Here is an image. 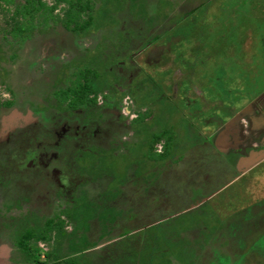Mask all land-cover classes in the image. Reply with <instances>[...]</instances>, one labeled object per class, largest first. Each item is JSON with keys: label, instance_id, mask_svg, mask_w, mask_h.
<instances>
[{"label": "flooded vegetation", "instance_id": "af4514ba", "mask_svg": "<svg viewBox=\"0 0 264 264\" xmlns=\"http://www.w3.org/2000/svg\"><path fill=\"white\" fill-rule=\"evenodd\" d=\"M145 38L144 34L138 33L136 36L132 31L125 36V41L128 45L130 42L135 43L134 47L139 43V50H142ZM146 45L149 46V43ZM122 48L121 53L124 55L128 46ZM117 54L119 50L114 53ZM133 60L131 56L127 57V68L114 65L111 86L107 85L105 79H100L97 71L89 70L97 73L94 76L92 73L89 75L86 69L76 74L75 78L64 77L58 79V83L54 80L49 82V89L45 91L44 88L33 86L31 92L22 94V105L26 103L25 107L29 108L28 112L30 114L31 111L33 118L19 119L18 115L16 124L10 126L4 135L0 134L1 238L14 240L7 236H16L24 227L35 226L39 231L40 227L36 224L50 220L55 199H60L68 207L65 217H74L73 224L91 226L95 222L98 239H104L109 234L106 243L97 245L103 247L99 259L104 261L108 255L106 253H111L110 245L119 255L110 262L125 264V261L120 262L122 256L132 255V249L127 247L134 245L137 250H146L147 254L152 255L151 246L156 233L161 232L160 236L167 238L174 223L210 217L223 207L233 206V197L244 193L241 188H247L245 185L238 187V182L254 180L251 170L264 163L263 93L243 104L240 113L232 111V107L224 111V117L218 116L215 111L209 112L207 117L212 123L203 126L201 124L207 119L199 118V110L195 106L197 98L189 93L185 97L186 105L181 104L184 98L180 99V103L174 98L182 118L190 120L189 128L186 129H194L191 146L180 154H174V142L182 138L180 123L174 133L171 131L172 126L168 128L158 118L161 109L155 116L149 115L148 107L142 110L150 101L161 107L174 100H169L167 96L168 100H165L166 90L145 73L138 82H128L131 78V69L128 68ZM71 78H74V82ZM144 82H149L150 87L146 89ZM89 87L90 93L87 94ZM101 90L104 94L111 93L113 100L98 102L97 96ZM45 92L50 96L48 115L35 104L38 96L43 97ZM186 107L191 109V114ZM9 108L11 102L0 101V117ZM152 116L155 118L153 121ZM146 123L149 126L144 128L142 125ZM139 128L147 131L142 139L136 137ZM105 150L114 156L121 154L119 157L126 159L121 167L117 159L112 174L103 172L106 170L105 164L102 167V164L88 161L89 157L99 161L104 154L109 156ZM174 155L177 157L173 159ZM79 158H84L87 163L78 165L75 160ZM96 166L100 168L96 169ZM93 169L98 171L97 182H90L87 177ZM169 171L174 174L168 176ZM227 177L226 182L218 185ZM110 181L112 184H109ZM233 183L236 189L226 191ZM88 184H103L102 190L97 193L98 199H85ZM125 201L128 202L127 206L124 205ZM110 206L114 209L110 210L109 216H103L101 213L105 214ZM76 207L95 210L96 215L91 214L85 220L75 211ZM234 207L239 209L223 217L226 225L229 224V238L237 243L236 234H242V239L247 234L253 238L249 246L260 244L258 250L264 249V193L257 200ZM138 208L142 209V214H136ZM134 219L130 233L121 228L124 223L129 224ZM20 223L25 225L22 229ZM64 229L70 234L65 226ZM128 234L132 235L131 243L118 239ZM146 243L150 245L149 249H146ZM29 244L36 245L38 242L31 241ZM123 244L129 246L119 247ZM237 246V249L244 248L242 243H237ZM14 250V256L15 253L19 254V259L10 257V264H32L16 248ZM190 254L194 257L196 249L192 248ZM35 264H39L37 260Z\"/></svg>", "mask_w": 264, "mask_h": 264}, {"label": "rangeland", "instance_id": "374dc122", "mask_svg": "<svg viewBox=\"0 0 264 264\" xmlns=\"http://www.w3.org/2000/svg\"><path fill=\"white\" fill-rule=\"evenodd\" d=\"M22 1L13 0L6 3L0 0V101L11 102V108L3 112V116L0 117L1 135H4L10 126L16 124L18 115L19 119L33 118L31 111L30 114L28 112L29 108L25 107L26 103L22 105L21 102L22 94L31 92V87H41L45 91L49 89V82L54 80L58 83V79L64 77L75 78L76 74L83 73L86 69L97 71L100 79H105L107 85L111 86L112 68L117 64L127 68L128 56L134 59L133 63H130L131 67L128 68L131 69V78H129L130 81L127 78L128 82H138L144 78L143 73L150 75L166 90L165 100L167 97L169 100L175 98L180 103V99L184 98L181 104L185 105L187 104L185 97L190 93V96L197 98L195 106L199 110L200 120L207 119L205 122L202 121V126L212 123L207 117L209 112L215 111L218 116L224 117V111L232 107V111L240 113L243 104L260 93L264 95V0H91L94 7L93 20L90 26L82 29L80 33L72 32L71 27L64 28L61 18L65 4L61 3L52 13L54 16L58 15L59 19L53 21L50 18L46 24L40 22L30 32L14 37L10 32L12 22L9 17ZM44 1L48 5L54 2L53 0ZM87 17V14L83 13L81 20L86 21ZM122 28H125L126 32ZM132 31L136 36L138 33L146 36L142 50H139L141 47L139 43L134 47L135 43L130 42L128 45L125 41V36ZM146 43H149V46ZM123 46L125 48L128 46L124 55L121 53ZM118 50L119 54L114 55ZM74 78L70 80L74 82ZM144 84L146 89L150 87L149 82ZM43 97L40 95L37 99L35 97L33 99H36L35 104L38 109L48 115L50 96L45 92ZM97 97L98 102L113 100L111 93L104 94L102 90ZM155 104L150 101V104L145 105L142 110L148 107L149 115L155 116L161 109L157 115L158 118L162 121L161 123L167 124L168 128L172 126L171 131L174 133L180 123L182 136L179 135L182 138L174 142L173 150L174 154H180L193 143L194 135L191 136V134L194 133V129L193 127L190 130L186 129L189 128L190 120L182 118L181 111L176 106V100L168 101L161 107ZM186 109L191 114V109L188 107ZM154 116L152 121L155 119ZM142 126L145 128L149 124ZM140 130L141 128L136 135L138 139H142L145 133L147 134L143 128L141 132ZM105 151L109 153V156L104 154L103 159L100 157L99 161L89 157L88 161L102 164V167L105 164L106 170L103 172L112 174L117 159L120 167L125 164L126 159L120 158L121 154L114 156L110 151ZM174 157L176 158L177 155H174L173 159ZM75 162L83 165L87 163V160L79 158ZM91 163L88 162L89 165ZM259 166L251 170L253 181L238 182V187L245 185L247 188H241L244 193L233 197L235 200L233 206L223 207L217 214L210 217L174 223L168 231L167 238L160 236L161 232L156 233L154 235L156 239L151 246L152 255L147 254L146 250H137L134 245L127 247L129 243L123 244L119 247L132 249V255L124 254L120 262L125 261V264L128 262L130 264H264V249L258 250L260 244L249 246L253 243L251 236L246 234L242 239V234H236L237 243L244 244L243 249H237L235 247L237 243L229 238L231 236L229 224L226 225L223 220L224 216L227 217L239 209L234 207L235 205L241 206L246 202L257 200L264 193V163ZM97 167L95 168H100ZM96 169L87 176L90 182L98 180ZM173 174L174 172L169 171L168 176ZM227 180L228 177L222 179L218 185ZM104 181L103 179V183ZM109 184H112V181ZM102 185L88 184L85 199H98L97 193L102 190ZM234 185L235 183L231 184L226 191L235 190ZM124 205L127 206L128 202L125 201ZM112 208V206L107 207L105 214L101 211L100 213L103 216H109ZM67 210L65 202L55 199L53 214L49 216V219L54 222L63 221V225L70 232L71 243L67 244L65 249L63 247L66 253L64 257H76L80 264H90V261H92L91 264H96L101 256L100 251L103 249L101 245L99 247L97 245L106 243L105 239L109 234L107 233L104 239L101 237L98 239L95 222L91 226L73 224L74 217L71 219L65 217ZM75 211H78L79 216L82 215L85 220L91 214L96 215L95 210L86 208L81 210L76 207ZM137 213L142 214V209L138 208ZM134 221L135 219L131 222L132 224L124 223L121 228L130 233L133 230ZM84 225L87 227H83ZM23 226L25 225L20 223L21 229ZM7 237L13 238L12 234ZM53 237L50 232L47 240H38V244L32 245V249L36 253L38 249V253L28 261L32 264H35L37 259L47 263L53 262L55 259L52 253L56 249ZM131 237V234L121 235L118 239L127 243L131 241ZM146 244V249H149L150 245ZM180 246L184 248L179 250ZM109 248L111 253L110 251L106 253L108 254L104 257L106 261H112L119 256L110 245ZM192 248H195L197 252L194 257L190 254ZM14 249L13 240L0 237V264H10L9 260L12 257L19 259V254L15 253L14 256ZM64 257L61 260L65 259ZM60 262L66 264L64 261Z\"/></svg>", "mask_w": 264, "mask_h": 264}, {"label": "trees", "instance_id": "16d2710c", "mask_svg": "<svg viewBox=\"0 0 264 264\" xmlns=\"http://www.w3.org/2000/svg\"><path fill=\"white\" fill-rule=\"evenodd\" d=\"M6 3H10L13 0H4ZM54 2L48 5L44 0H23L22 3L17 5V8L11 13L9 19L12 27L10 29L11 34L14 37H18L24 33L30 32L34 29L40 22L46 24L48 20L51 18L53 21L59 19V16H54L52 13L56 10L57 6L61 3L65 4L63 8V17L61 18V22L65 29H70L72 32L80 33L82 29L87 28L91 24V20H93V5L91 0H53ZM83 13L87 14L86 21L81 20V16ZM22 20V21H21ZM39 20V21H38ZM157 26V25H156ZM155 26V27H156ZM163 26V25H162ZM89 75L92 73L94 76L97 75L96 72H91L87 70ZM87 73V74H88ZM90 93V87L87 91V94ZM87 96V95H86ZM52 219L48 220L45 223H37L40 229L36 230L34 227H24L20 233H16V236H13V242L15 248L22 255L26 256L28 260L36 255V251L32 249L33 243H37L38 240H47L48 233L52 232L55 237L56 249L53 251V262H45L37 259L39 264H63L60 261H64L66 264H80V261L76 257H64L66 254L63 251L66 248L67 244L70 245V234L65 231L64 225L61 221L54 222ZM45 225L48 226L47 230H45ZM44 229V230H43ZM62 252V253H61ZM98 256V255H97ZM65 258L61 260L62 258ZM98 259V257H97ZM100 261V262H99ZM111 264L112 262L101 261L100 259L96 262L97 264ZM92 261H90V264Z\"/></svg>", "mask_w": 264, "mask_h": 264}]
</instances>
